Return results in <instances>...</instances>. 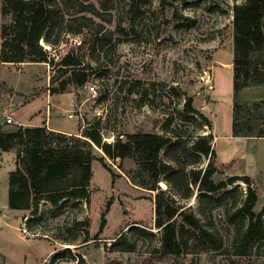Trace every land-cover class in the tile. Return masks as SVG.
<instances>
[{
	"label": "rangeland",
	"instance_id": "rangeland-1",
	"mask_svg": "<svg viewBox=\"0 0 264 264\" xmlns=\"http://www.w3.org/2000/svg\"><path fill=\"white\" fill-rule=\"evenodd\" d=\"M47 1L57 9L51 39H60V43L52 47L42 40L47 53L43 63H0L3 131L20 126L54 129L74 125L81 133L100 121L102 141L108 143L106 137L114 144L121 135L123 141L133 133L163 135L165 124L172 119V128H178L187 139L195 134L194 122L183 121L185 104L191 99L194 111L212 123V129L205 130L214 135V181H228L233 176L241 180L228 186L232 195L206 204V216L199 211L198 187L193 188L190 200L179 199V203L194 209L205 225L219 228L226 245L246 229L247 220L237 209L250 198L249 190L256 197L252 211L264 221V137H234L232 127L234 7L247 0H180L174 4L171 0H146L139 7L131 6V0H114L108 10L100 8L99 0H92L101 13L98 17L83 12L82 0ZM1 10L2 0L0 26L10 24L11 17ZM80 26V34L67 32ZM102 35L106 39H101ZM6 37L0 36V43ZM68 52L89 67L88 82L83 86L70 83L66 92H54L67 80L59 68ZM257 74L259 85L244 87L240 103L244 109H257L264 115L263 66ZM208 77L214 81V90L207 86ZM94 83L99 94L91 97L87 85ZM79 102L85 104V123L68 118ZM16 159V150H0V264H35L53 244L56 253L71 251L54 264H178L171 256L147 253L159 236L154 227L155 194L133 184L121 169L136 168L132 159L122 166L119 159H107L112 173L94 161L88 201L68 197L53 205L40 200L36 210L33 202L31 209L13 210L9 208L8 185ZM208 162L209 158H204L203 166ZM78 177L76 172L55 186L68 188ZM159 186L167 189L164 182ZM137 226L156 237L140 240L132 252L111 251L121 233L131 236V228ZM263 235L258 232L250 242V256L210 253L201 256L200 264H264ZM52 257L46 264H53ZM191 260L189 256L186 264Z\"/></svg>",
	"mask_w": 264,
	"mask_h": 264
},
{
	"label": "trees",
	"instance_id": "trees-1",
	"mask_svg": "<svg viewBox=\"0 0 264 264\" xmlns=\"http://www.w3.org/2000/svg\"><path fill=\"white\" fill-rule=\"evenodd\" d=\"M91 1L82 0L83 12L100 16L98 7ZM144 1L131 0V6L139 7ZM178 1L171 0V4ZM99 2L100 8L108 10L114 0ZM1 12L11 17V23L0 26V36H7L0 43V63H43L47 53L41 45L42 40L52 47L60 43V39H51L57 9L47 0H2ZM233 27V136L264 137V115H260L257 109L256 112L252 108L244 109L239 97L244 87L259 85L258 68L264 67V0H247L244 4L235 5ZM82 28L80 26L67 32L80 34ZM101 39H106V35H102ZM60 64L59 70L63 76L67 75V80L54 92H66L70 83L83 86L88 82L89 67L86 68L78 55L68 52ZM185 112L183 121L195 124V134L187 139H183L178 128H172V119L165 124L163 135L133 133L127 135L125 141L117 140L114 144L102 141L100 121L85 127L79 134L49 130L44 125L20 126L6 131L0 126V150H16L17 156L16 169L9 174V208L31 209L33 202L36 210L40 200L58 205L68 197L88 201L94 161L100 162L112 173L107 159H119L120 166L126 159H132L136 168L121 169L133 184L155 194L154 227L159 236L158 242L147 251L151 257L168 255L175 258L178 264H186L185 260L192 256L191 264H200L204 254L231 253L235 257L252 255L250 242L258 232H264L261 215L256 216L252 211L256 200L252 190H249L250 198L237 209L247 220L246 229L237 232L230 245H226L219 228L205 225L194 209L179 203V199L190 200L193 188L198 187L201 191L199 211L206 216V204L218 203L222 198L232 195L233 190H229L228 186L241 180L233 176L228 181H214L217 173L213 163L216 157L214 135L205 130L206 127L212 129V123L194 111L191 99L185 104ZM190 113L198 116L190 117L187 115ZM204 158H209L206 167L202 164ZM76 172L79 174L78 182L68 188L55 186ZM161 182L166 184L167 189L159 186ZM222 192V195L216 196ZM32 195L33 200L30 199ZM234 204L238 206V199L234 200ZM131 230V236L124 233L118 236L111 251L132 252L140 240L144 242L156 237V233L144 227L137 226ZM67 252L71 251H58L51 262L54 264Z\"/></svg>",
	"mask_w": 264,
	"mask_h": 264
},
{
	"label": "built area",
	"instance_id": "built-area-1",
	"mask_svg": "<svg viewBox=\"0 0 264 264\" xmlns=\"http://www.w3.org/2000/svg\"><path fill=\"white\" fill-rule=\"evenodd\" d=\"M207 84H208L207 86L209 87L210 90H214V87H215L214 81L210 77H208ZM87 92L91 97L98 96V94H99L98 85L96 83L88 84L87 85ZM84 108H85L84 102L77 103L73 109V112L68 114V118L69 119H75L76 118V119H78L79 122L85 123L86 119H85ZM7 121L10 123L13 122L12 117H7ZM123 137L124 136L121 135L120 137H118L117 140H122ZM103 139H104V141H107L108 143L113 144V143H111V141L108 138L104 137ZM1 216H2V211L0 210V218H1Z\"/></svg>",
	"mask_w": 264,
	"mask_h": 264
},
{
	"label": "crops",
	"instance_id": "crops-1",
	"mask_svg": "<svg viewBox=\"0 0 264 264\" xmlns=\"http://www.w3.org/2000/svg\"><path fill=\"white\" fill-rule=\"evenodd\" d=\"M230 65V64H229ZM228 65V66H229ZM232 66V65H231ZM230 67V66H229ZM230 68H232V67H230ZM24 125H26V124H24ZM48 129H50V130H55V131H59V132H62V133H67V134H79L80 132H79V129H77V127L75 128V126L74 125H71V126H63V125H61V126H59V127H54V129L53 128H51L50 126H48ZM10 153L11 152H13V151H9ZM53 244V243H52ZM53 249L52 250H50L49 252H48V254L44 257V258H42L41 260H39V261H37L35 264H46L47 262H49V260H50V258L56 253V247H55V245L53 244Z\"/></svg>",
	"mask_w": 264,
	"mask_h": 264
},
{
	"label": "bare ground",
	"instance_id": "bare-ground-1",
	"mask_svg": "<svg viewBox=\"0 0 264 264\" xmlns=\"http://www.w3.org/2000/svg\"><path fill=\"white\" fill-rule=\"evenodd\" d=\"M164 186V184H162Z\"/></svg>",
	"mask_w": 264,
	"mask_h": 264
}]
</instances>
